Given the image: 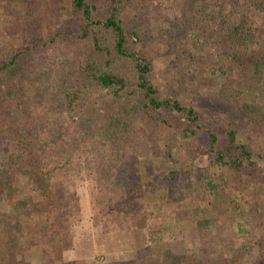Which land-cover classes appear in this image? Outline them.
I'll return each mask as SVG.
<instances>
[{
    "label": "rangeland",
    "instance_id": "rangeland-1",
    "mask_svg": "<svg viewBox=\"0 0 264 264\" xmlns=\"http://www.w3.org/2000/svg\"><path fill=\"white\" fill-rule=\"evenodd\" d=\"M230 1L127 0L118 16L128 30L136 27L139 33L130 46L150 62L157 98L171 97L191 107L199 128L185 131L194 125L182 112H139L134 137L121 145L136 185L122 206H102L95 171L87 168L94 141L117 108L128 110L140 102L132 92L114 95L96 89L87 102L86 128L65 121L41 138L53 157L62 151L74 159L64 184L65 191H75L78 216L56 233L37 236V245L21 254H13L16 247H0V264H264V62L258 72L251 63L264 53V0ZM219 13L235 19L243 13L256 33L243 65L195 24L201 15ZM66 22L78 25L71 18L70 0H0V49L46 40ZM76 44L64 38L62 47L69 53ZM49 60L54 63L39 71L63 66L61 56ZM27 62L22 58L19 66L25 68ZM9 86L7 78H0L1 91ZM231 128L237 142L252 150L253 162L245 161L241 168L221 165L208 150L209 132L220 149ZM64 129L72 133L71 140L59 142L58 132ZM12 152V143L1 139L0 168ZM21 167L15 168L11 187L13 195L23 197ZM206 172L213 174L217 194L212 196L203 191ZM9 209L7 199H0V213ZM198 218L215 224L200 230L193 222ZM7 223L11 226L14 218Z\"/></svg>",
    "mask_w": 264,
    "mask_h": 264
},
{
    "label": "trees",
    "instance_id": "trees-1",
    "mask_svg": "<svg viewBox=\"0 0 264 264\" xmlns=\"http://www.w3.org/2000/svg\"><path fill=\"white\" fill-rule=\"evenodd\" d=\"M230 2L237 4L236 0ZM126 3L127 0H70L71 18L78 21L76 27L66 22L46 40L33 39L21 48L0 49V78L10 82L5 91L0 90V140L13 145L6 167L0 168V199L5 198L10 204L9 211L0 213L1 249L13 246V254H21L27 247L37 245V236L56 233L78 216L75 191L66 192L64 184L72 173L74 159L62 151L53 157L41 138L65 121L71 127L84 126L90 118L87 102L96 89L114 95L132 92V97L140 102L128 110L117 108L94 141L93 163L87 168L95 171L98 202L102 206L107 202L122 206L136 185L131 162L121 153V145L134 137L139 112H182L194 125L185 131L199 128L197 114L191 107L171 97L157 98V90L149 79L150 62L130 46L138 41L139 33L136 27L128 30L118 16ZM195 24L223 44V52L233 62L245 63L246 47L255 41L256 33L243 13L236 19L230 13L201 15ZM64 38L77 43L69 53L63 50ZM50 56H61L59 64L63 66L49 73L39 71L44 64L52 63ZM22 58L28 61L25 68L19 66ZM262 62L264 53L251 59L255 72ZM243 109L252 112L254 107L245 105ZM71 136L69 130L58 132L59 142L70 141ZM209 137L208 150L216 153L215 160L221 165L241 168L245 161L253 162L251 148L237 142L235 129L227 130L220 149L215 148L216 135L209 132ZM20 166L19 187L26 191L23 197L13 195L11 187L15 168ZM203 191L210 196L217 194L212 173H205ZM11 217L14 223L8 226ZM193 222L200 230L215 224L202 218ZM34 231L39 233L34 235Z\"/></svg>",
    "mask_w": 264,
    "mask_h": 264
}]
</instances>
